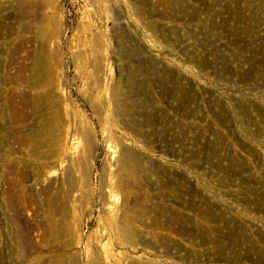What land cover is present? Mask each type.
<instances>
[{
	"label": "rangeland",
	"instance_id": "obj_1",
	"mask_svg": "<svg viewBox=\"0 0 264 264\" xmlns=\"http://www.w3.org/2000/svg\"><path fill=\"white\" fill-rule=\"evenodd\" d=\"M263 193L264 0H0V264H226Z\"/></svg>",
	"mask_w": 264,
	"mask_h": 264
},
{
	"label": "bare ground",
	"instance_id": "obj_2",
	"mask_svg": "<svg viewBox=\"0 0 264 264\" xmlns=\"http://www.w3.org/2000/svg\"><path fill=\"white\" fill-rule=\"evenodd\" d=\"M109 151H110V153L113 155H115V153H116V150H115V148L113 147V146H110L109 147V149H108ZM107 150V151H108ZM262 197H264V193H263V196ZM205 201V200H204ZM202 211H204V210H202ZM199 213H201V211L199 212ZM233 213H237L236 211L235 212H233ZM203 216H204V218L203 219H210V218H212L211 217V213H209L208 211H204L203 213ZM231 214V213H230ZM201 215V214H200ZM237 215H239V214H237ZM236 215V216H237ZM202 216V217H203ZM231 217V216H230ZM234 217V216H233ZM240 217V216H239ZM201 218V217H200ZM222 218H223V216H222ZM236 218V217H235ZM213 219V218H212ZM233 219V218H232ZM202 220V219H201ZM215 220V219H214ZM223 220V219H222ZM225 220V219H224ZM237 220V219H236ZM245 220V219H244ZM220 220H218V222H219ZM229 221H231L230 219L228 220V222ZM233 222L235 221V220H232ZM238 221H240L241 222V220H237V222ZM204 222V221H203ZM239 222V223H240ZM206 223V222H205ZM215 223V222H214ZM226 223H227V218H226ZM224 221H223V224H226ZM230 223V222H229ZM218 224V223H217ZM233 224H235V222L233 223ZM241 224V223H240ZM243 224V223H242ZM202 225V224H201ZM210 225V224H209ZM212 225H214V224H212ZM222 225V224H221ZM245 225V224H244ZM244 225H243V227H244ZM198 226H199V224H198ZM197 226V227H198ZM211 226V225H210ZM225 226V225H224ZM232 226V225H231ZM246 226V225H245ZM242 227V226H241ZM242 227V230L245 228H243ZM249 227H250V225H249ZM206 228V227H205ZM208 228V227H207ZM213 229H215L214 227H212ZM219 228V227H218ZM199 229H200V227H199ZM212 229V230H213ZM220 229V228H219ZM219 229H216V230H219ZM202 230H203V227L201 228V243H204L205 241H206V236L204 235V232H202ZM206 230L207 229H205V232H206ZM242 230L241 229H239V226H236V224L235 225H233V227H230V225L228 224V227L225 229V231H224V229H223V231H224V238H226L225 240H227L228 239V241H227V243H225V241H219V240H217V241H215L214 239H216V238H214V236H216L215 234H217L218 235V233H219V231H218V233L217 232H215V234H214V236H213V241H215V243H213V241H212V239H211V241H212V243L213 244H215V246H213V248H215V254H218L219 255V257H222V261H224L226 264L228 263V264H233V263H242V264H246V263H244L243 261H245V262H252V263H254V264H264V230H260L259 228L257 229V230H254V234L256 235V241H254L250 236L251 235H246V234H244V233H246L245 231H247V230H245L244 231V233L242 232ZM252 230V229H251ZM251 230H249V231H251ZM199 231V230H198ZM204 231V230H203ZM215 231V230H214ZM253 231V230H252ZM251 231V232H252ZM211 232H213V231H211ZM220 232H222V231H220ZM208 233V232H207ZM207 233H205V234H207ZM214 233V232H213ZM212 234V233H211ZM211 234H210V236H211ZM221 234V233H220ZM253 234V235H254ZM223 235V234H222ZM209 236V235H208ZM218 237V236H217ZM222 237V236H221ZM253 237H255V236H253ZM218 238H220V237H218ZM223 238V239H224ZM208 240V239H207ZM224 242V243H223ZM257 242H259L260 243V245H257ZM242 246H244V247H242ZM209 249H212V248H209ZM206 251V250H205ZM200 252V251H199ZM210 252H212V251H210Z\"/></svg>",
	"mask_w": 264,
	"mask_h": 264
}]
</instances>
